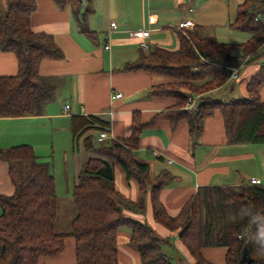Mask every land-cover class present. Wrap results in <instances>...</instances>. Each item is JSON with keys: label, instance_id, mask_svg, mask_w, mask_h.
<instances>
[{"label": "trees", "instance_id": "16d2710c", "mask_svg": "<svg viewBox=\"0 0 264 264\" xmlns=\"http://www.w3.org/2000/svg\"><path fill=\"white\" fill-rule=\"evenodd\" d=\"M55 1L61 8L70 7L83 31L87 30L93 0L87 8L80 7L82 0L74 5L66 0ZM37 8V0H9L6 9L0 8V46L16 52L19 60L17 74L0 75V117L42 114L55 94L54 85L40 73V64L46 58H63L64 51L53 34L32 29L31 18ZM235 13L230 26L251 34L245 42H222L214 35L199 38V30L191 31L187 38L178 30V49H151V60L144 59L147 55L142 52L136 62L130 61L124 68L145 69L173 79L183 77L188 81L183 84L192 91L218 87L226 79L224 74L231 73L228 66L238 67L242 58L258 61L263 53L264 20L256 17L264 15V0H242ZM205 41L208 43L204 44ZM180 67L183 72L178 74ZM204 80L207 82L203 83ZM191 81L201 85L196 87ZM174 83L178 82L170 80L150 88L152 95L177 99L174 108L160 114L171 121L174 129L181 121H188L190 134L196 136L204 128L205 119L219 110L225 121L227 143L264 144V100L260 94L264 61L248 81L244 98L206 99L188 110L186 102L194 92L174 88ZM106 126L110 122L100 115L71 117L73 148L80 150L82 138L83 148L93 154L83 162L74 184L76 214L69 234L56 230L53 160H43L28 144L0 148V159L8 163L15 187L12 194L0 193V264H39L42 257L61 253L69 235L76 240L77 264H119L118 233L124 227L131 230L130 246L140 251L142 264H174L164 250L167 238L136 218V214H145L148 195L155 219L179 231L194 264H215L203 254L204 247L214 246L226 248V264H264V183L201 185L193 200L189 199L177 216H171L160 198L162 189L172 180L171 173L164 170L151 177L150 167L136 161L132 154L144 126L140 115L134 116L130 138L99 143L98 134ZM117 163L123 165L128 178L138 180L137 200L128 198L116 187ZM228 213H232L233 219ZM245 248L252 262L243 258Z\"/></svg>", "mask_w": 264, "mask_h": 264}, {"label": "crops", "instance_id": "0c3cea01", "mask_svg": "<svg viewBox=\"0 0 264 264\" xmlns=\"http://www.w3.org/2000/svg\"><path fill=\"white\" fill-rule=\"evenodd\" d=\"M185 2L93 0V10L87 18V30L83 31L70 7L61 8L55 0H37L38 8L31 18L32 29L53 34L64 51L63 58H46L40 64V73L54 85L55 94L47 102L42 114L0 117V148L31 145L43 160H53L55 175L52 157L55 147L59 148L67 141L70 144L72 142L73 147V115H100L110 122L114 139H125L131 137L134 116L139 114L144 126L132 154L136 161L150 167L151 177L164 170L171 173L172 180L160 193L161 201L171 216L181 212L184 204L201 185L219 182L238 184L248 182L251 176L260 177L264 183V144L227 143L225 121L219 110L205 119L198 140L190 134L188 121H181L174 129L171 121L160 114L174 108L177 99L150 93L152 85L173 78L145 69L124 68L125 64L139 57V39L129 36L131 30L150 28L149 39L153 47L176 50L180 46V34L175 28L179 20L194 17L200 25L215 26V17L210 14L211 6L203 5L198 10L188 5L187 11L179 14L177 10L186 8ZM220 12L223 18L229 14L225 3ZM112 21H116L118 26L107 37ZM227 24L230 26L229 22ZM263 61L264 53L248 67L249 78L241 86L245 95L248 81ZM18 70L16 52L4 50L0 46V75L17 74ZM119 92H122L120 97L116 96ZM260 94L264 100V85ZM65 98L67 100L63 103L61 100ZM197 103L198 99H195ZM66 104L70 105L69 112L65 110ZM241 145L245 146L239 148ZM244 153L252 155L259 167L243 171L228 164ZM210 162L216 165H209ZM222 175L227 178L226 181L220 179ZM115 183L128 198H139L138 180L135 177L128 178L120 163L115 165ZM14 189L9 165L0 159V193L12 194ZM136 218L152 225L160 237L167 238L165 245H169L173 253H181L186 264H194L195 259L180 238L179 231L171 230L155 219L150 195L146 197L145 214H136ZM130 237L131 230L128 227L118 233L119 264H142L140 251L130 246ZM203 254L215 264H226V248L223 246L204 247ZM39 264H77L75 238L67 236L63 251L54 256L42 257Z\"/></svg>", "mask_w": 264, "mask_h": 264}, {"label": "rangeland", "instance_id": "374dc122", "mask_svg": "<svg viewBox=\"0 0 264 264\" xmlns=\"http://www.w3.org/2000/svg\"><path fill=\"white\" fill-rule=\"evenodd\" d=\"M66 1H70L74 5L75 3H77L78 0H66ZM241 1L242 0H186L185 2L187 3L186 8L180 7L177 10L179 14L187 11L188 5L198 10H200L203 5L204 6L208 5V6H211V10H212L210 11V14H212V17H215V20L213 21L215 23V26L205 27L204 25H200L198 24V22H196L195 18L193 17L195 25L193 27L185 29V32H183L182 34H185L188 38L190 36L191 31L196 32V30H199L198 31V33L200 34L199 38L203 36L214 35L216 36L217 40L222 41V42H226V41L234 42V43L245 42L246 40L249 39L251 34L248 32H242V31L236 30L234 28L232 29L227 24V22L231 23L235 19V15H236L235 10H236L237 5ZM91 2L92 0H82V4L80 7L83 6L87 8L88 6L91 5ZM224 3L225 5H227L228 11H229V14L226 17L224 16L227 19V22L225 21V18L222 17V14L220 12V8H222V5ZM8 5H9V0H0L1 9L3 10L6 9ZM206 13H208V11H206ZM176 25H175V28L177 29ZM110 29L112 31L115 30V28H112L111 25H110ZM139 43H140V40H139ZM205 43H208V42L205 41L204 44ZM154 48L155 47H153L152 44H150L149 48H143V47H140L139 45V49H140L139 56L143 52L145 55H147L146 57H144V59L151 60L153 58L151 55V49H154ZM262 52L264 53V46L262 48ZM164 55L166 54L164 53ZM134 62L136 61L134 60ZM253 63H255L254 60L248 62L242 58L241 65H239L238 67L228 66L227 70L238 69V74H239L238 78L233 77L231 73H229L228 76L224 74V77L226 78L224 83H222V85L218 87H215V86L212 87L213 89L206 90V89L200 88V89H194V91H192L190 88H188L190 87L189 85L183 84L184 82L188 83V81L183 77L172 79V80H176L179 83V84L174 83L173 87L174 88L179 87V89L183 88V89L188 90L189 92L190 91L194 92V94H192L193 97L186 102V108H189V110H192L196 107L195 99H198V103H200L206 99L207 100L228 101L232 98H244L246 95L242 93L241 86L242 84H245L246 80L249 78L247 74L248 72L247 70H248V67L251 66ZM178 70H179L178 74H180V72H183V69L181 67ZM202 80L203 78L201 79V81ZM205 81L207 82V80H204L203 83ZM191 84L192 85L195 84L196 87H199V85H201L200 82L196 83V81L195 82L191 81ZM66 100L67 98L61 101L64 103L66 102ZM73 101L74 100H72V102ZM195 139L196 140L200 139V136L196 135ZM83 146H84V142L82 138L79 141L80 150H78L77 148L74 149L72 147V142L70 144V141L69 142L67 141L65 145L59 148L55 147V153L53 156L54 163H55L56 182H57L56 230L58 232H62L66 234H69L72 231L71 222L76 214V209H75L74 200H73L74 184L78 180V175L82 169L83 162L86 161L93 154V152L91 153L90 151L85 150ZM243 146L241 145L239 146V148ZM244 154L245 155L241 156L240 158H235L232 162H229V163L226 162V163H228L231 167H234L236 169H241L243 171H247L246 169H248V171H251L255 168V166L257 168L259 167L258 162L256 161V159H254V157H252V155L247 154V153H244ZM209 165H216V163L210 162ZM263 176H264V167H263ZM220 179L223 181L227 180V178H225L223 175H222V178ZM219 184H214V185H219ZM221 184H225V183H221ZM230 184H236V183H230ZM191 200H193V198ZM0 212H1V209H0ZM227 215L231 219H233L232 213H228ZM172 246L174 247L175 250H177L174 245ZM164 250L172 258V261L174 264H186L185 262L187 261L183 258L182 254L176 253V252L173 253L172 250H169V245H164Z\"/></svg>", "mask_w": 264, "mask_h": 264}, {"label": "built area", "instance_id": "2783aa9c", "mask_svg": "<svg viewBox=\"0 0 264 264\" xmlns=\"http://www.w3.org/2000/svg\"><path fill=\"white\" fill-rule=\"evenodd\" d=\"M256 19L258 20H264V15H261V14H258ZM195 25V22L193 19H189V18H185V19H182L178 22V24L176 25L177 26V29L181 30L182 32H185V29L187 28H190V27H193ZM118 24L116 21H112L111 22V27L112 28H117ZM111 29L108 31L107 33V37H110L111 36ZM129 36L131 38H137L140 40V47H143V48H149L151 42L149 40L150 36H151V29H137V30H131L129 31ZM107 48L110 47L109 44L106 45ZM231 75L233 77H237L238 78V69H232L231 70ZM116 96L120 97L122 96V92H119L116 94ZM69 109H70V105L69 104H66L65 105V110L66 112H69ZM114 139V136L111 132V127L110 126H106L104 129H102L99 134H98V142L99 143H105L107 141H110ZM170 161H173V160H170ZM248 183H251V184H261L262 183V179L258 176H251L249 177L248 179Z\"/></svg>", "mask_w": 264, "mask_h": 264}, {"label": "water", "instance_id": "95a60500", "mask_svg": "<svg viewBox=\"0 0 264 264\" xmlns=\"http://www.w3.org/2000/svg\"><path fill=\"white\" fill-rule=\"evenodd\" d=\"M243 258H244L247 262H252V261H253V258L251 257L248 248H245V249H244V252H243Z\"/></svg>", "mask_w": 264, "mask_h": 264}]
</instances>
